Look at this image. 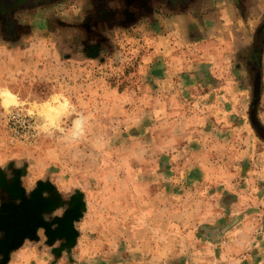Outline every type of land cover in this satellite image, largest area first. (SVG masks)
Returning <instances> with one entry per match:
<instances>
[{
	"label": "rangeland",
	"instance_id": "rangeland-1",
	"mask_svg": "<svg viewBox=\"0 0 264 264\" xmlns=\"http://www.w3.org/2000/svg\"><path fill=\"white\" fill-rule=\"evenodd\" d=\"M0 98V264H264V0L10 4Z\"/></svg>",
	"mask_w": 264,
	"mask_h": 264
},
{
	"label": "built area",
	"instance_id": "built-area-1",
	"mask_svg": "<svg viewBox=\"0 0 264 264\" xmlns=\"http://www.w3.org/2000/svg\"><path fill=\"white\" fill-rule=\"evenodd\" d=\"M0 125L6 129L5 142L10 146L31 143L38 139L36 121L21 105L1 106Z\"/></svg>",
	"mask_w": 264,
	"mask_h": 264
},
{
	"label": "crops",
	"instance_id": "crops-1",
	"mask_svg": "<svg viewBox=\"0 0 264 264\" xmlns=\"http://www.w3.org/2000/svg\"><path fill=\"white\" fill-rule=\"evenodd\" d=\"M2 106V99L0 98V107ZM3 144V145H1ZM0 144V171L4 172H10V175L0 174V179L6 178V176L13 177V172L19 173L20 170H30L31 167L34 168V164L31 163L32 161L40 163L42 160H38L35 155H32L31 153V146L25 147L22 149H14L11 150V146L7 144L6 142ZM9 147L8 149H6ZM6 168V169H5ZM42 168V167H41ZM35 175H38L35 177V180L39 179L41 176L46 173V171H36L34 170ZM41 172V175H40ZM15 177V176H14ZM14 181V180H13ZM15 183V182H14ZM19 185V184H18ZM20 188V187H18ZM27 189V187H26ZM36 191V190H35ZM24 192H27L24 189Z\"/></svg>",
	"mask_w": 264,
	"mask_h": 264
},
{
	"label": "flooded vegetation",
	"instance_id": "flooded-vegetation-1",
	"mask_svg": "<svg viewBox=\"0 0 264 264\" xmlns=\"http://www.w3.org/2000/svg\"><path fill=\"white\" fill-rule=\"evenodd\" d=\"M27 1H31V0H0V12L7 13V8L9 7L10 4L20 7L23 4L25 5ZM7 2L10 3L8 4Z\"/></svg>",
	"mask_w": 264,
	"mask_h": 264
},
{
	"label": "trees",
	"instance_id": "trees-1",
	"mask_svg": "<svg viewBox=\"0 0 264 264\" xmlns=\"http://www.w3.org/2000/svg\"><path fill=\"white\" fill-rule=\"evenodd\" d=\"M260 43H261V41H260ZM260 46V45H259Z\"/></svg>",
	"mask_w": 264,
	"mask_h": 264
}]
</instances>
